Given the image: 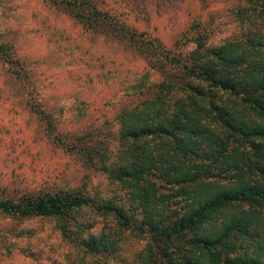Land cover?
Masks as SVG:
<instances>
[{"label": "rangeland", "instance_id": "obj_1", "mask_svg": "<svg viewBox=\"0 0 264 264\" xmlns=\"http://www.w3.org/2000/svg\"><path fill=\"white\" fill-rule=\"evenodd\" d=\"M65 1L0 0V200L80 195L122 207L133 226L114 225L92 208L78 211L65 232L57 219L0 214V264H142L148 252L150 264H168L164 252L181 261L189 234L166 242L145 226L138 228L143 215L138 207L131 211L126 190L97 169V158L89 164L77 150L84 153L85 139L88 147L112 155L117 147L114 116L121 104L136 102L122 96L123 86L142 73L157 81L177 75V60L194 47L197 35L212 47L243 39L245 25L235 12L244 0H88L108 16L106 25L97 26L83 25L80 7ZM118 27L157 39L172 60L144 58L114 35ZM216 98L240 110L242 119L261 122L237 98L223 93ZM85 132L91 138H81ZM171 188L177 187L164 185L157 191L170 199L167 207L162 205L164 212L151 216L164 218L162 226L215 189L201 188L200 196L185 201L166 197ZM77 221L90 228L78 230ZM89 235L97 241L103 235L98 253H87ZM108 240L115 241L114 247H108Z\"/></svg>", "mask_w": 264, "mask_h": 264}, {"label": "trees", "instance_id": "obj_2", "mask_svg": "<svg viewBox=\"0 0 264 264\" xmlns=\"http://www.w3.org/2000/svg\"><path fill=\"white\" fill-rule=\"evenodd\" d=\"M65 2L80 7L85 26L105 23L108 17L88 0ZM244 3L235 12L245 25L243 39L212 47L197 35L194 47L177 60V75L157 81L142 73L123 86L122 96L136 102L121 104L114 116L117 147L112 155L88 147L85 139L80 141L84 153L77 150L89 164L97 158V169L126 190L131 211L138 207L143 215L138 228L145 226L150 235L166 242L189 234L181 261L164 252L168 264H264V0ZM113 31L146 59L173 58L145 33L123 27ZM218 93L237 98L261 122L242 119L240 110L220 104ZM88 137L89 132L81 136ZM218 179L223 183L218 184ZM164 185L177 187L169 189L166 197L182 196L185 201L194 200L201 188L215 189L196 207L186 204L183 212L162 226L164 218L151 216L168 206L170 198L157 194ZM246 203L255 207L243 208ZM84 208L110 217L121 228L133 226L122 207L109 201L97 204L80 195L44 193L0 200V214L57 219L64 232L67 222ZM75 226L90 228L81 221ZM98 238L102 240L92 235L85 240L87 253L103 248V235ZM151 257L148 252L142 264H150Z\"/></svg>", "mask_w": 264, "mask_h": 264}]
</instances>
